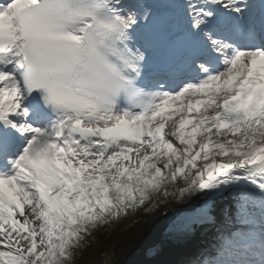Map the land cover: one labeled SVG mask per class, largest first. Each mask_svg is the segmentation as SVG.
<instances>
[{
	"label": "snow or ice",
	"instance_id": "1",
	"mask_svg": "<svg viewBox=\"0 0 264 264\" xmlns=\"http://www.w3.org/2000/svg\"><path fill=\"white\" fill-rule=\"evenodd\" d=\"M176 205L264 264V0H0V264Z\"/></svg>",
	"mask_w": 264,
	"mask_h": 264
},
{
	"label": "rangeland",
	"instance_id": "2",
	"mask_svg": "<svg viewBox=\"0 0 264 264\" xmlns=\"http://www.w3.org/2000/svg\"><path fill=\"white\" fill-rule=\"evenodd\" d=\"M160 211V210H158ZM157 212L153 213L149 217H154ZM141 220V217L136 216L133 219L131 216L124 219L119 223V226L112 228L113 230L109 233V236L104 242H97L95 247H88L82 257L81 264H121L122 262L127 263L128 259L131 264H139L145 262L142 257H138L137 250L141 240H145L146 234H141L136 229L137 221ZM154 222L156 229H161L160 226ZM167 227L164 228V230ZM147 231L149 229L147 228ZM212 235L211 227L203 229L197 234L189 245L167 240V246L154 247L158 254V260L154 264H179L192 256L196 255L198 249V243L204 240L205 237ZM207 240V241H208ZM168 250L171 251L168 254ZM106 252L111 253L110 256H106ZM91 253V255H89Z\"/></svg>",
	"mask_w": 264,
	"mask_h": 264
},
{
	"label": "bare ground",
	"instance_id": "3",
	"mask_svg": "<svg viewBox=\"0 0 264 264\" xmlns=\"http://www.w3.org/2000/svg\"><path fill=\"white\" fill-rule=\"evenodd\" d=\"M190 208L184 205L169 206L167 210L161 208L157 215L154 217L146 216L143 219L137 221V230L141 234H146V239L141 240L140 245L146 244L150 247H165L167 246V240L176 242L177 244L183 243L189 245L192 239L199 234L203 229L211 227L210 225H196L189 232L178 231L173 228V223L179 215L189 211ZM156 222L161 229H156L152 224ZM155 223V224H156ZM167 227L165 230L164 228ZM147 228L149 231H147ZM156 250V249H155ZM171 251L168 250V254ZM130 259H128L129 261Z\"/></svg>",
	"mask_w": 264,
	"mask_h": 264
},
{
	"label": "trees",
	"instance_id": "4",
	"mask_svg": "<svg viewBox=\"0 0 264 264\" xmlns=\"http://www.w3.org/2000/svg\"><path fill=\"white\" fill-rule=\"evenodd\" d=\"M116 226H119V224L118 225H115V226H112L111 228H109V227L103 228L99 233H97V239H96L95 242H92L90 244V247H95L96 248V243L97 242H104L107 239V237L109 236V233L113 230L112 228H114ZM207 240H208V237H205L204 240H202L201 242H199L198 243V248L201 245L205 244L207 242ZM86 249L83 250V253H84V251ZM83 253L82 254H78L76 264H81L82 263ZM139 264H149V263L145 261V262H142V263H139ZM179 264H184V263H179Z\"/></svg>",
	"mask_w": 264,
	"mask_h": 264
},
{
	"label": "water",
	"instance_id": "5",
	"mask_svg": "<svg viewBox=\"0 0 264 264\" xmlns=\"http://www.w3.org/2000/svg\"><path fill=\"white\" fill-rule=\"evenodd\" d=\"M138 257H139V254H138ZM141 259H144L149 264H154L158 260V257L157 256L156 257H153V256L143 257L142 256ZM121 264H131V263L129 261H127V263L121 261Z\"/></svg>",
	"mask_w": 264,
	"mask_h": 264
}]
</instances>
